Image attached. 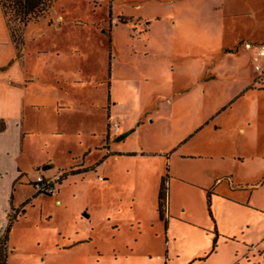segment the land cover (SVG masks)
I'll list each match as a JSON object with an SVG mask.
<instances>
[{
    "label": "rangeland",
    "instance_id": "obj_1",
    "mask_svg": "<svg viewBox=\"0 0 264 264\" xmlns=\"http://www.w3.org/2000/svg\"><path fill=\"white\" fill-rule=\"evenodd\" d=\"M5 115L7 264H264V0H56L26 25L0 5Z\"/></svg>",
    "mask_w": 264,
    "mask_h": 264
},
{
    "label": "trees",
    "instance_id": "obj_2",
    "mask_svg": "<svg viewBox=\"0 0 264 264\" xmlns=\"http://www.w3.org/2000/svg\"><path fill=\"white\" fill-rule=\"evenodd\" d=\"M54 1L56 0H0V5L9 23L16 18L23 25H26L30 21H36L39 17L43 16ZM0 122L2 123L0 125V130H3L5 128V123L3 121ZM93 168H95V166H86L76 169L71 168L69 172H64L59 177L58 181H62L69 174L85 173ZM158 198V211L161 218L165 219V214L167 212V186L165 181L161 184ZM28 202L29 200H26L22 205L25 206ZM16 216L15 214L10 217L9 224L4 230L2 237H0V247L3 246L4 248V259L0 261L2 264H7V241L13 222L17 218Z\"/></svg>",
    "mask_w": 264,
    "mask_h": 264
},
{
    "label": "crops",
    "instance_id": "obj_3",
    "mask_svg": "<svg viewBox=\"0 0 264 264\" xmlns=\"http://www.w3.org/2000/svg\"><path fill=\"white\" fill-rule=\"evenodd\" d=\"M25 77V80H24V82L27 84L28 83V78H27V74L24 76ZM32 77L33 78H35V77H37L38 78V76H33L32 75ZM21 80H18V81H14V80H11L10 81V84L12 85V86H20L21 85ZM117 103L116 102H114V105H116ZM19 114L17 113V115L16 116H18ZM110 115L111 116H115L116 118H120L121 119V125H120V128H119V132H117V133H122L123 132V134H128L129 133V131L130 130H126L125 128H124V126H125V120H124V118L120 115V114H115V113H110ZM8 119H9V117H7L6 115L4 116V118H2V117H0V121H3L4 123H5V128L3 129V130H0V133H3V132H6L7 131V129H9V127H8ZM141 121H143V120H141ZM21 122H22V126H21V128H20V130H19V133H18V137H19V148H21V149H23V147H24V144H25V136H24V117H21ZM241 129H243L242 127H241ZM93 134H95V132H93ZM109 137H108V133L106 134V136H104V138H103V142L100 144V145H96V147H95V149L96 150H102L103 149V146H104V144L106 145V143L108 144V139ZM109 144H110V141H109ZM190 155H193V154H190ZM81 163H83L85 166H86V159H83V161L81 162ZM46 166H48V167H46ZM72 166V165H71ZM71 166H67V167H64V169L63 170H65L66 168H70ZM47 168H49V165H44V169H47ZM57 192V191H56ZM87 217L89 218L90 217V215H87ZM3 233H4V231H3ZM3 233L2 234H0V237H2V235H3Z\"/></svg>",
    "mask_w": 264,
    "mask_h": 264
},
{
    "label": "built area",
    "instance_id": "obj_4",
    "mask_svg": "<svg viewBox=\"0 0 264 264\" xmlns=\"http://www.w3.org/2000/svg\"><path fill=\"white\" fill-rule=\"evenodd\" d=\"M120 120H114L113 127L115 130L119 129ZM35 187L37 191H42L46 193L54 194L56 191L55 182L46 178L43 175H38L37 179L35 180Z\"/></svg>",
    "mask_w": 264,
    "mask_h": 264
},
{
    "label": "water",
    "instance_id": "obj_5",
    "mask_svg": "<svg viewBox=\"0 0 264 264\" xmlns=\"http://www.w3.org/2000/svg\"><path fill=\"white\" fill-rule=\"evenodd\" d=\"M46 167H48V166H46Z\"/></svg>",
    "mask_w": 264,
    "mask_h": 264
}]
</instances>
